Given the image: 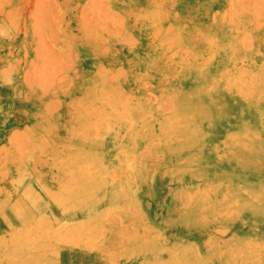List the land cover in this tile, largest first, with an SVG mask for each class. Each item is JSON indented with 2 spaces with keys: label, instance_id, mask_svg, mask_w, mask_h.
I'll list each match as a JSON object with an SVG mask.
<instances>
[{
  "label": "rangeland",
  "instance_id": "374dc122",
  "mask_svg": "<svg viewBox=\"0 0 264 264\" xmlns=\"http://www.w3.org/2000/svg\"><path fill=\"white\" fill-rule=\"evenodd\" d=\"M263 130L264 0H0V264H264Z\"/></svg>",
  "mask_w": 264,
  "mask_h": 264
},
{
  "label": "bare ground",
  "instance_id": "6f19581e",
  "mask_svg": "<svg viewBox=\"0 0 264 264\" xmlns=\"http://www.w3.org/2000/svg\"><path fill=\"white\" fill-rule=\"evenodd\" d=\"M259 76H260V74H259ZM262 77H263V76H262ZM254 78H255V77H254ZM260 78H261V77H260ZM256 79H257V78H256ZM253 80H254V79H253ZM262 80H263V79H262ZM262 80H261V81H262ZM254 81H255V80H254ZM261 81H258V82H261ZM255 82H256V81H255ZM253 83H254V82H253ZM253 83H252V84H253ZM252 84H251V87H252ZM256 84H258V83H256ZM253 86H255V85H253ZM256 86H257V85H256ZM256 88H257V87H256ZM252 89H253V88H251V90H252ZM254 91H255V90H254ZM251 92H252V91H251ZM252 93H254V92H252ZM240 95L243 96V97H245V99H247V100L249 101V102H248V105H249L250 107H253V106H256V107H257V104L260 102V100H256V101H254V100L250 97V95H252L250 92H247V91H244V90H243V91L240 92ZM258 95H259V94H258ZM260 95H261V94H260ZM255 96H256V95H255ZM261 96H262V95H261ZM258 97H259V96H258ZM260 98H261V97H260ZM260 98H259V99H260ZM261 99H262V98H261ZM90 127H92V126H90ZM87 128H88V127H87ZM198 130H199V129H198ZM263 131H264V130H263ZM193 134L196 135V131H195V133H193ZM175 136H176V135H175ZM196 136H197V135H196ZM179 138H180V137H179ZM186 140H188V139H186ZM236 140H237V139H236ZM190 141H191V140H190ZM237 141H238V140H237ZM155 142H156V141H155ZM236 143H237V142H236ZM246 143H247V142H246ZM244 146H245V145H244ZM246 147H247V146H245V148H246ZM228 151H230V150H228ZM224 155H225V154H224ZM250 158H251V157H250ZM247 159H248V158H247ZM78 168H80V167H78ZM80 175H83L82 172H80L79 177H80ZM83 177H84V175H83ZM81 178H82V176H81ZM83 179H85L86 181L88 180L86 177H84ZM86 181H85V182H86ZM63 185H66V184H63ZM74 185L76 186L75 183H74ZM74 185H72V187L70 186V187H71L70 189L73 188V190H74V187H73ZM83 186H84V185L81 186L80 183H79V185L77 184V186L75 187L76 190L74 191V193H72V195H74V196L76 195L77 197H78V196H79V197H85V193L88 192V191H86V190H85V192H84V190L81 191V190H82L81 188H82ZM92 186H97V187L99 186L98 188H95V187H94V189L99 190V188H101V181H100V180L95 181V182L93 183ZM62 187H64V186H62ZM79 187H80V188H79ZM78 188H79V189H78ZM86 188L88 189V188H90V187L87 186ZM67 190H68V189H67ZM77 190H78L79 193L76 192ZM90 190H92V189H90ZM245 190H246V189H245ZM96 193H97V191L94 192V195H96ZM114 194H115V193H114ZM51 197H52V196H51ZM77 197H75V198L73 199V202L76 200ZM61 198H62V197H61ZM112 198H113V196H112ZM236 198H237V197H236ZM69 199H70V198H69ZM115 199H116V196H115ZM115 199H114V201H115ZM70 200H71V199H70ZM70 200L68 201V203H69V204H72ZM66 201H67V200H66ZM98 201H100V200H98ZM37 205H38V204H37ZM63 205L66 206V205H68V204H67V202H66V203H63ZM91 206H93V208H94V210H95L96 203H93V205H89L88 203H85V204H83V205L81 206V209H80V210L83 209L84 213H85V214H88V213H90V212L92 211ZM186 206H187V204H186ZM73 207H75V206H73ZM111 207H112V206H111ZM39 209H46V211L48 210V208H46V206H43V207L40 206ZM84 209H85L86 211H85ZM96 209H97V208H96ZM106 209H107V208H106ZM111 209H112V208H111ZM108 210H109V209H108ZM115 210H116V209H115ZM46 211H45V212H46ZM65 211H66V210H65ZM233 211H234V210H233ZM106 216H107V215H106ZM104 218H105V217H104ZM45 219H47V218H45V217H41V219H40L39 221L37 220V222H40V223H41V222H43V221H46ZM49 219H50V218H49ZM73 219H74V218H71V219L69 220V222H71ZM48 221H51L50 225L48 224L50 227L47 226L48 229L50 228L51 231H55V229H56V225H55V223H58L57 220H56V219H52V220H48ZM37 222H36V225L38 224ZM46 222H47V221H46ZM46 222H45V223H46ZM41 224H42V223H41ZM64 224H65V223H63V225L59 224V225H60L59 227H60V228H63ZM82 224H83V223H82ZM44 225H45V224H44ZM57 225H58V224H57ZM67 225H68V224H67ZM73 225L75 226L76 224H73ZM99 225H100V224H99ZM34 226H35V225H34ZM74 226H73V227H74ZM78 226H79V225H78ZM78 226H76V227H78ZM68 227H69V226H68ZM70 227H71V226H70ZM92 227H93V226H92ZM57 228H58V227H57ZM83 228H84V227H83ZM30 229H31V228H30ZM30 229H29V231H30ZM46 229H47V228H46ZM48 229H47V231H50V229H49V230H48ZM80 229H81V227H80ZM38 230H39V229H38ZM75 230H77V229H75ZM85 230H87V229H85ZM17 231H18V230H17ZM31 231H32V230H31ZM47 231H46V232H47ZM66 231H67V230H66ZM69 231H71V230H69ZM87 231H88V230H87ZM19 232H20V231H19ZM27 232H28V231H27ZM55 232H58V231L56 230ZM29 233H30V232H28V233H26V234H29ZM42 233H43V232H42ZM53 233H54V232H53ZM67 233H68V232H67ZM72 233H73V232H72ZM78 233H79V232H78ZM78 233H77V234H78ZM26 234H25V235H26ZM49 234H50V233H48V235H49ZM80 234H81V233H80ZM80 234H79V235H80ZM83 234H84V233H83ZM70 235H74V233H73V234H70ZM75 235H76V234H75ZM79 235H78V237H79ZM13 236H14V235H13ZM19 236H20V235H19ZM64 236H66V235H64ZM82 236H83V235H82ZM47 237H48V236H47ZM125 237H126V236H125ZM59 238H60V237H59ZM59 238H57V239H59ZM65 238H66V237H65ZM71 238H72V237H71ZM80 238H81V237H80ZM33 239H34V238H33ZM55 239H56V238H54V240H53V245L56 243V240H55ZM60 239H61V238H60ZM62 239H63V237H62ZM74 240H75V239H74ZM76 240H77V237H76ZM58 241L61 242V241H64V240H58ZM78 241H81V240H78ZM50 242H51V241H50ZM81 242H82V241H81ZM83 242H84V241H83ZM67 243H68V242H67ZM86 243H87V242H85V245H87ZM51 244H52V243H51ZM60 244H61V243H59L58 245H60ZM74 244H75V243H74ZM90 244H91V243H90ZM48 245H49V247H51V248H52V246H53V245L50 246V244H48ZM39 246H40V245H39ZM54 246H56V244H55ZM54 246H53V247H54ZM88 246H89V245H88ZM41 247H43V246H41ZM46 247H47V245H46ZM46 247H45V248H46ZM86 247H87V246H86ZM54 248H55V247H54ZM89 248H90V246H89ZM38 249H40V247H38V248L35 249V250H38ZM107 250H108V249H107ZM31 254H32V253H31ZM106 254H108V253H106ZM110 254H112V253H110ZM68 255H69V254H68ZM108 255H109V254H108ZM111 256H112V255H111ZM109 258H111V257H109ZM118 258H119V257H118ZM108 262H109V260H108ZM155 263H156V262H155ZM44 264H48V262H46V263H44Z\"/></svg>",
  "mask_w": 264,
  "mask_h": 264
}]
</instances>
